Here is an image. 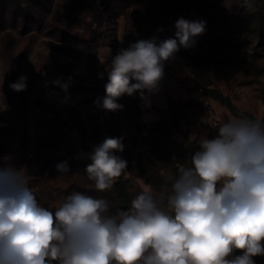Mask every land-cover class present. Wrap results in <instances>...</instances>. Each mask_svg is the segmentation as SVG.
<instances>
[{
  "label": "rangeland",
  "instance_id": "obj_1",
  "mask_svg": "<svg viewBox=\"0 0 264 264\" xmlns=\"http://www.w3.org/2000/svg\"><path fill=\"white\" fill-rule=\"evenodd\" d=\"M181 17L205 21L206 28L193 47L165 62L159 91L147 101L139 93L124 95L116 101L122 109H103L111 58L138 40L175 38ZM95 33L93 61L79 51ZM197 63L237 107L262 122L264 0H0V168L24 169L38 203L53 213L74 193L107 199L109 215L130 211L144 185L162 190L167 172L189 166L200 140L217 138L219 123L235 118L202 95ZM22 75L26 89L12 90ZM57 78L70 83L67 91L52 83ZM105 138L124 144L115 154L127 161L119 177L127 206L116 192L119 178L99 192L85 172ZM253 259L264 264V256Z\"/></svg>",
  "mask_w": 264,
  "mask_h": 264
},
{
  "label": "clouds",
  "instance_id": "obj_2",
  "mask_svg": "<svg viewBox=\"0 0 264 264\" xmlns=\"http://www.w3.org/2000/svg\"><path fill=\"white\" fill-rule=\"evenodd\" d=\"M175 28V38L138 40L111 58L103 109H122L116 101L124 95L147 101L158 92L165 62L193 47L206 22L181 17ZM26 80L10 88L23 91ZM199 144L189 166L163 176L162 190L144 185L130 211L116 215L107 199L80 193L53 213L38 203L24 169L0 168V264H255L264 256V122L222 120L218 137ZM123 151L121 138L94 147L85 172L97 191L111 190L126 170L115 154Z\"/></svg>",
  "mask_w": 264,
  "mask_h": 264
},
{
  "label": "trees",
  "instance_id": "obj_3",
  "mask_svg": "<svg viewBox=\"0 0 264 264\" xmlns=\"http://www.w3.org/2000/svg\"><path fill=\"white\" fill-rule=\"evenodd\" d=\"M29 15V14H27ZM196 39V37L194 38ZM197 40V39H196ZM97 39L95 35L86 41L85 47L79 51L84 55H89L93 61L96 60V48H97ZM196 85L203 96L213 99L214 101L220 103L223 107L227 108L231 115L235 118L244 116L252 119V116L249 112L241 110L237 107L230 96L225 95L220 89L215 86L214 81L211 76L208 74L206 69L201 66L200 63L196 64ZM264 122V120L262 121ZM71 163H77L76 161L70 160ZM177 171V170H176ZM116 192L118 198L121 200L123 205L127 206L129 203V195L126 189L124 182L119 178L116 185Z\"/></svg>",
  "mask_w": 264,
  "mask_h": 264
},
{
  "label": "water",
  "instance_id": "obj_4",
  "mask_svg": "<svg viewBox=\"0 0 264 264\" xmlns=\"http://www.w3.org/2000/svg\"><path fill=\"white\" fill-rule=\"evenodd\" d=\"M69 136L74 137L75 136L74 132H70Z\"/></svg>",
  "mask_w": 264,
  "mask_h": 264
}]
</instances>
